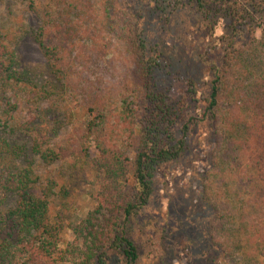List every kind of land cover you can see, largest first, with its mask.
Listing matches in <instances>:
<instances>
[{
	"label": "trees",
	"instance_id": "trees-1",
	"mask_svg": "<svg viewBox=\"0 0 264 264\" xmlns=\"http://www.w3.org/2000/svg\"><path fill=\"white\" fill-rule=\"evenodd\" d=\"M17 1L25 3L28 13H35L39 21L23 24V37L17 39L11 27L0 24V264H109L115 250L121 263L114 264H137L141 248L129 234L128 223L150 201L158 168L187 151L189 134L199 120L190 113L198 102L197 92L190 86L189 94L173 97L156 84L154 71L160 63L158 57L148 55L135 11L120 7L114 21L109 0ZM163 1L157 0V5ZM181 1L203 13L212 31L215 17L239 12L228 0ZM28 33L43 52L44 66L22 63L18 45ZM114 44L121 47L118 52L125 60L133 61L131 78L138 88L135 109H131L135 126H128L132 156L117 153L109 145L113 137L123 135L114 132L113 110L132 108L126 89L104 87L110 65L104 73L103 65L112 61L107 58ZM252 51L239 54L243 60L252 59ZM220 78L219 74L213 82L204 111L214 121ZM121 82L117 79V86ZM252 90L250 96L262 98L257 89ZM110 94L115 96L109 103ZM243 106L252 119H221V133L230 150L224 151L221 162L230 164V171L220 186L211 180L206 187L223 229L241 232L242 225H252L251 236L264 246V121L255 117L250 102ZM69 126L72 129L62 134L61 129ZM258 126L259 135L249 139V131L257 132ZM253 143L258 153L251 157L245 155L248 151L239 153L244 146L243 150H250ZM242 155L245 159L238 161ZM65 162L72 169L94 168L105 176L91 193L97 208L82 224L70 227L72 240L65 239L62 212L70 183L63 169H52ZM62 177L67 182L60 183ZM220 187L226 190L223 201L228 203L223 210L221 199H214ZM98 218L103 223L96 222ZM248 262L255 264L252 259Z\"/></svg>",
	"mask_w": 264,
	"mask_h": 264
},
{
	"label": "rangeland",
	"instance_id": "rangeland-1",
	"mask_svg": "<svg viewBox=\"0 0 264 264\" xmlns=\"http://www.w3.org/2000/svg\"><path fill=\"white\" fill-rule=\"evenodd\" d=\"M227 3L239 12L235 11V16L231 17L223 14L215 17L212 31L210 20L195 6L181 0H164L159 6L157 0H109L114 21L120 15V7L140 15V27L149 46L148 55L158 57L160 63L154 71L156 84L167 88L173 97L189 94V87L193 86L198 100L190 111L199 120L189 134L187 151L180 158L158 168L150 201L128 223L129 234L141 248L137 264H248L250 259L255 264H264V246L251 236L252 225H242L241 232L225 231L222 220H218L215 200L206 187L211 180H216L215 184L220 186L230 171L227 170L230 164L221 162L224 151H230L226 150L225 134L221 133V119L225 116L252 119L243 106L250 102L256 109L255 117L264 121V0H228ZM38 21L35 13H28L25 3L0 0V24L11 27L15 39L23 37V24L37 25ZM113 46L107 58L112 61L103 65V73L105 66L110 65L104 87L117 90L121 86L126 89L132 108H127L125 112L121 111V107L113 110L114 132L123 135L113 137L109 145L117 149V153L132 156L128 126H135L132 110L135 109L134 95L138 93V88L131 78L133 61L124 59V55L118 52L120 46ZM251 48L254 50L250 56L252 59L243 60L239 53ZM18 54L26 66L45 65L43 52L31 33L19 43ZM122 63L125 66H121ZM219 74L220 105L216 112L217 120L214 121L205 116L204 111L206 99ZM117 79L122 81L119 86ZM252 89H257L262 98L250 96L248 93ZM114 96L108 95L109 103ZM19 116L20 113L15 118ZM125 128L126 133L122 132ZM71 129L70 126L65 127L61 133H68ZM257 129L255 133L249 131V139L259 135L261 129L259 126ZM243 149L245 146L240 148L239 153L248 151L245 154L248 157L258 153L256 143L250 150ZM91 151L94 156L98 153L95 143ZM246 156L242 155L238 161ZM233 165L236 168L235 162ZM57 167L65 171V178L70 183V196L62 212L65 239L72 240L70 227L82 224L89 212L97 208L98 201L91 193L100 187V181L105 176L94 168L72 169L68 162L63 166L55 164L52 169L55 171ZM64 181L63 177L59 180L60 183ZM221 189L212 192L216 195L213 194L214 199H221L220 203H224L221 204L223 210L228 203L223 201L226 190ZM96 214L104 216L101 212ZM95 220L103 223L100 218ZM60 246L65 247V242L61 241ZM115 262L121 263V255L116 250L111 251L109 264Z\"/></svg>",
	"mask_w": 264,
	"mask_h": 264
}]
</instances>
